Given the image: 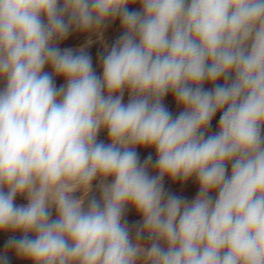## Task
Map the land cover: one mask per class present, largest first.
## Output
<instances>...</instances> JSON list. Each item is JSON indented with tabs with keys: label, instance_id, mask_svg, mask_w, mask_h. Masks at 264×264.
I'll use <instances>...</instances> for the list:
<instances>
[{
	"label": "clouds",
	"instance_id": "1",
	"mask_svg": "<svg viewBox=\"0 0 264 264\" xmlns=\"http://www.w3.org/2000/svg\"><path fill=\"white\" fill-rule=\"evenodd\" d=\"M117 19L100 75L59 47ZM0 232L31 264H264V0H0Z\"/></svg>",
	"mask_w": 264,
	"mask_h": 264
},
{
	"label": "rangeland",
	"instance_id": "2",
	"mask_svg": "<svg viewBox=\"0 0 264 264\" xmlns=\"http://www.w3.org/2000/svg\"><path fill=\"white\" fill-rule=\"evenodd\" d=\"M139 4H133L129 6L130 10H139ZM122 35V29L120 27V22L117 19L114 22H109L107 26L103 27L99 33L96 32H79L72 31L66 40L59 44L61 49L64 48H73L79 49L87 45L85 51L91 56L93 68L98 75L102 74V61L101 57L105 54L106 48H110L115 41ZM91 41L89 44L88 42ZM45 71H51L50 68L46 67ZM222 82V81H221ZM56 85L59 87L64 83L62 78L57 77L55 79ZM210 87L209 84H205V88ZM128 101V93L125 92L124 95V103ZM165 106L169 111L172 112L173 116L179 114L182 111V108H179L171 94L165 97L164 100ZM218 120L219 113L214 117L209 132H215L218 128ZM99 140H103L105 143H108L107 132L101 131L98 137ZM138 155L140 157L141 162L146 159L149 155L153 157V160L156 158L155 150L150 148H138ZM164 188L166 192H169L173 195L179 196L186 200H192L198 193V184L195 179H190L186 183H181L179 180L173 182L169 178L165 177L164 179ZM79 195V194H78ZM95 196L98 200L100 199V190L97 187V181L93 182V189L90 193V197ZM17 205L26 204L27 200L25 197H17L15 200ZM53 216H55V212H53ZM125 219L128 221L129 227L132 229L134 234L136 226L138 222L141 220V217L136 213V211L129 207L125 212ZM11 232H0V256L7 255L8 264H31L30 261L19 258L15 255L14 252L7 250L6 245L7 241L12 236ZM16 236H20V233H15ZM143 243H147V241H142Z\"/></svg>",
	"mask_w": 264,
	"mask_h": 264
}]
</instances>
